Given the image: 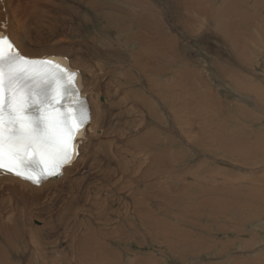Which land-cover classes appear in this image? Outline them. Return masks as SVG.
Here are the masks:
<instances>
[{"label":"rangeland","instance_id":"obj_1","mask_svg":"<svg viewBox=\"0 0 264 264\" xmlns=\"http://www.w3.org/2000/svg\"><path fill=\"white\" fill-rule=\"evenodd\" d=\"M65 1L70 2L69 9L49 6L47 11L56 13V20L72 32V40L94 57L95 50L84 43L96 35L94 46L98 47L108 39L101 33L104 20L96 19L90 7L95 0ZM144 1V25L160 23L162 35L160 54L152 59L160 65L158 123L150 125L154 144L146 150L132 144L126 179L119 177L123 165L119 151L117 159H102L115 170L108 202L106 190L97 193L101 200L92 192L94 203L85 201L76 213L67 214L70 218L63 210V221L53 230L32 220L44 230L35 233L32 225H19L15 234L0 237V264H264V101L256 100L247 89L253 84L264 93V37L235 14L226 20L235 25L233 29L228 24L232 36L242 40L232 47L203 11L220 8L224 0H199L201 5H195L196 0ZM254 1L241 3L251 12ZM118 3L125 5L123 0ZM258 12L264 14V4ZM244 17L249 24L258 22L253 14ZM138 28L133 20L114 28L131 52L140 50L130 41ZM147 40L146 54L157 39L148 34ZM236 47L242 55L236 54ZM138 97L136 93L102 116L104 121L111 118L114 139L134 138L135 123L143 113ZM104 126L88 142L84 168ZM7 226L0 225V236ZM105 250L113 252L111 260L106 259Z\"/></svg>","mask_w":264,"mask_h":264},{"label":"bare ground","instance_id":"obj_2","mask_svg":"<svg viewBox=\"0 0 264 264\" xmlns=\"http://www.w3.org/2000/svg\"><path fill=\"white\" fill-rule=\"evenodd\" d=\"M81 1L85 4L89 2V0ZM110 1L95 0L89 2L95 18L104 20L105 26L102 28L101 33L108 38L107 40L104 39V46L100 44H98V47L94 46V42L97 40L96 35L91 38V41L84 43L86 47L88 44L96 52L94 57H90L88 52L83 51L79 47V41L72 40V32L56 20V13L51 15L47 11L49 6H61L69 9L71 6L70 2L65 0H0V31L9 36L14 45L25 56L34 59L52 57V59L55 58L64 66L68 65L78 72V88L80 92L86 95L85 103L90 113V121L84 130L83 138L76 140L78 145L77 155L71 164L61 169L60 174L43 180L39 185L32 184L27 180L10 174L0 175V225H8L6 231L0 237H4L7 233L15 234L19 225L27 228L28 226H33L32 229L35 233L42 232L44 230L43 227L34 226L32 220H39L44 224L45 229H52L53 225H60L59 223L63 221V210L67 211L66 217L68 216L67 214L76 213L77 209L80 210L79 208L82 205H86L85 201L89 203L93 200L94 203L95 198L93 195H97V198L101 200V196L97 194L101 190L107 191L108 195L106 194L105 203L108 202V199H111L109 193L114 188L113 174L115 170L109 163H102V159L112 160L115 158L116 152L119 151L121 156L119 164H123L119 177L120 180L126 179L128 175L126 172H128L130 166L131 154L129 148L132 144L139 143L145 150L154 144V129L150 125L158 123L156 117L158 118L157 108L160 107V65L153 64L152 59L160 54V38L162 36L160 34V23L155 27L144 25L147 17L145 1L123 0L125 7L120 6L121 4L118 3V0H115L116 4L110 3ZM135 1L137 2L133 5ZM194 4L201 5L202 3L196 0ZM241 4H243L241 0H224L220 8L215 7L213 10L210 7L203 8L206 19L212 22L215 21L216 24L213 26L216 30L224 32V38L225 36L228 38L232 47L237 44L238 40H242V37L235 38L232 36L228 24L230 23L233 29L235 25L231 21L226 20L235 14L241 16L242 23L246 20V25L252 28L250 30L255 29L254 33L257 32L261 37H264V14L259 16L260 11L258 12L260 7L263 6L264 0H255L254 4L251 5V12L244 4ZM186 7L189 6L186 5ZM199 8L200 6L197 7V9ZM90 13V10H88L87 14ZM252 14L253 17L257 18V24H249L244 17H249ZM130 20L135 21L136 25L139 26L138 30L133 31L130 37V41L137 44L138 48H140L138 52L129 51L127 45L114 32L116 26L123 27ZM186 22L184 23L186 24ZM189 22L190 25H193L190 20ZM92 23L96 24L94 18H92ZM185 24L180 25L188 30L189 27L185 26ZM84 33L85 28L82 29L81 36ZM148 34H152L157 41L156 43L155 41L153 42L154 45L151 46L150 51L146 54L145 47L148 46ZM82 42L85 41L83 40ZM235 52L242 55V49L240 50L239 47H236ZM107 55H110L113 61ZM145 59L146 62L144 61ZM143 64H146V67ZM222 75L225 76L223 73ZM235 79L237 77H234ZM239 82L243 86L246 85V81L239 80ZM251 85L252 87L247 86V89L253 94L254 98L256 100L263 99L262 101H264L263 90L258 86ZM136 93L139 96V102L142 104L141 111L143 113L142 117L135 123V136L134 138L129 136L114 139V128L111 118L109 117L104 121L102 116L113 112L116 108L123 105L125 101L133 98ZM104 124L105 126L100 131L97 145L92 149L87 166L84 168L82 165L88 153V142L94 138L95 130ZM186 135L188 134L186 133ZM192 135L195 136L196 132L195 135L194 133ZM103 151L106 153V157L102 154ZM143 155L146 156V154ZM104 161L106 162V160ZM74 167L75 172H73ZM92 192L93 195H91ZM81 199L84 204L80 203ZM54 210H58V212L53 214ZM105 251L106 259L111 260V253L113 254V252L111 250ZM107 262L108 264L112 263L110 261Z\"/></svg>","mask_w":264,"mask_h":264},{"label":"snow or ice","instance_id":"obj_3","mask_svg":"<svg viewBox=\"0 0 264 264\" xmlns=\"http://www.w3.org/2000/svg\"><path fill=\"white\" fill-rule=\"evenodd\" d=\"M60 61L25 56L0 31V175L32 184L61 173L77 155L90 117ZM72 90V106L61 101Z\"/></svg>","mask_w":264,"mask_h":264},{"label":"flooded vegetation","instance_id":"obj_4","mask_svg":"<svg viewBox=\"0 0 264 264\" xmlns=\"http://www.w3.org/2000/svg\"><path fill=\"white\" fill-rule=\"evenodd\" d=\"M209 25H211L210 23H208Z\"/></svg>","mask_w":264,"mask_h":264}]
</instances>
